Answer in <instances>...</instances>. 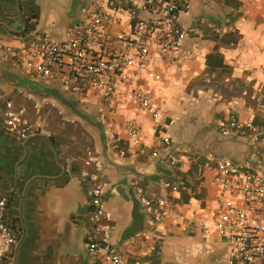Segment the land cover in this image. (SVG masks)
Listing matches in <instances>:
<instances>
[{
	"label": "crops",
	"instance_id": "1",
	"mask_svg": "<svg viewBox=\"0 0 264 264\" xmlns=\"http://www.w3.org/2000/svg\"><path fill=\"white\" fill-rule=\"evenodd\" d=\"M98 1L0 0V195L16 232L3 264H110L87 248L103 220H91L85 172L99 175L111 213L107 237L123 264H227V242L216 231L204 238L203 216L222 210L217 160L264 166L252 132L231 127L251 121L264 136V0H187L179 20L190 37L172 60L155 45L137 81L117 77L113 102L94 86L31 79L4 58L5 45L34 36L67 40ZM132 18L122 14L113 40L130 31ZM138 92L161 107V121L141 107ZM7 103L37 127L27 139L5 125ZM139 189L166 204L148 210Z\"/></svg>",
	"mask_w": 264,
	"mask_h": 264
},
{
	"label": "built area",
	"instance_id": "2",
	"mask_svg": "<svg viewBox=\"0 0 264 264\" xmlns=\"http://www.w3.org/2000/svg\"><path fill=\"white\" fill-rule=\"evenodd\" d=\"M191 8L187 0H100L88 9V21L72 29L65 41L50 36H34L22 40L17 47L4 46V58L10 57L15 64L27 69L28 77L59 78L74 85L76 90L87 86L100 89L104 97L116 99V78L138 80V72L146 67L155 45L163 57L172 60L183 42L190 37L191 30L183 27L179 16ZM132 13L131 28L115 40L111 27L121 20L122 14ZM142 12L145 16L140 15ZM117 43L118 47L112 45ZM133 71V74H129ZM154 73L150 72V76ZM141 107L156 121H161V107L154 104L148 95L137 93ZM264 107V104H263ZM5 125L21 139H27L37 131L32 123L23 121L21 114L7 103ZM237 132L251 131L254 142L264 148V136L256 132L253 122L232 121ZM109 137L114 144L117 136L113 123L108 122ZM139 142L138 131L131 132ZM165 144L173 143L170 136L163 138ZM171 162L176 163L175 155ZM96 161L95 166L100 167ZM221 185L222 210L203 216V236L208 238L213 231L223 237L228 246L227 264H264V166H242L229 159L217 160ZM91 184V220H103L102 233L87 241L91 257L102 258L110 264H123L118 248L107 237L108 220L111 213L103 207L102 187L98 173H83ZM170 183H167L169 186ZM140 200L148 210L164 206V199L152 200L142 189ZM8 199L0 195V264L6 261L16 242V232L6 218Z\"/></svg>",
	"mask_w": 264,
	"mask_h": 264
}]
</instances>
